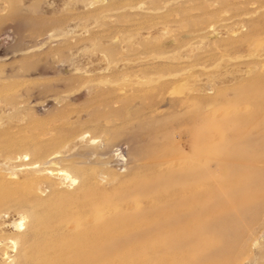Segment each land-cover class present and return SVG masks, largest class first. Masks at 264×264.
I'll use <instances>...</instances> for the list:
<instances>
[{
  "label": "rangeland",
  "instance_id": "rangeland-1",
  "mask_svg": "<svg viewBox=\"0 0 264 264\" xmlns=\"http://www.w3.org/2000/svg\"><path fill=\"white\" fill-rule=\"evenodd\" d=\"M0 264H264V0H0Z\"/></svg>",
  "mask_w": 264,
  "mask_h": 264
},
{
  "label": "bare ground",
  "instance_id": "bare-ground-1",
  "mask_svg": "<svg viewBox=\"0 0 264 264\" xmlns=\"http://www.w3.org/2000/svg\"><path fill=\"white\" fill-rule=\"evenodd\" d=\"M62 172V174H65V176H64V178L66 177L67 179H69L70 181H71V183H75L76 182V179L74 178L73 179V177H71V176H69L68 174H66V172H64V171H58V173L60 174ZM85 187V186H84ZM88 187V186H87ZM86 187V188H87ZM81 210V209H80ZM102 211H103V209H102V206L101 205H96L95 207H94V209H92L91 211H90V213L89 214H87V215H80V216H77V217H75L74 218V221L76 222V223H82V222H87V221H94V220H96L97 219V217L100 215V214H102ZM82 214V213H81ZM84 214V213H83ZM86 214V213H85ZM55 215V214H54ZM96 222V221H95ZM88 223V222H87ZM86 223V224H87ZM91 225V224H90ZM16 228H18V227H22V224L21 223H19V224H16ZM43 244V243H42ZM78 244V243H77ZM51 246V245H50Z\"/></svg>",
  "mask_w": 264,
  "mask_h": 264
}]
</instances>
